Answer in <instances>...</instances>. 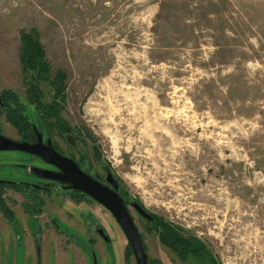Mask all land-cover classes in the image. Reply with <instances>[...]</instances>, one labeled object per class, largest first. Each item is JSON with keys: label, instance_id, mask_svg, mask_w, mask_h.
I'll return each mask as SVG.
<instances>
[{"label": "rangeland", "instance_id": "rangeland-1", "mask_svg": "<svg viewBox=\"0 0 264 264\" xmlns=\"http://www.w3.org/2000/svg\"><path fill=\"white\" fill-rule=\"evenodd\" d=\"M22 33L42 50V77L21 62ZM3 90L44 139L102 182L106 171L117 176L130 198L197 238L217 264H264V0H0ZM0 132L21 139L3 112ZM35 168L50 169L0 152V181L41 188L40 264H126L111 214ZM5 193L22 238L19 246L15 222L0 213V264H37L25 199ZM130 212L150 258L196 264Z\"/></svg>", "mask_w": 264, "mask_h": 264}, {"label": "trees", "instance_id": "trees-1", "mask_svg": "<svg viewBox=\"0 0 264 264\" xmlns=\"http://www.w3.org/2000/svg\"><path fill=\"white\" fill-rule=\"evenodd\" d=\"M21 46H22V56L21 62L23 66L27 64L30 67L35 66L38 71L40 77L43 76L47 72V66L43 63L42 60V50L37 43V40L34 38L33 35L30 33H22L21 34ZM28 94L30 97H33L31 87H29ZM30 100H32L30 98ZM0 113L3 112L7 117L8 121L11 122L12 126L18 129V133L21 137V140H27L31 138L32 131H31V122L28 117L23 115V109L18 103V99L10 90H3L0 92ZM33 101V100H32ZM34 102V101H33ZM37 103V102H35ZM2 116V115H1ZM61 124H63L61 122ZM63 126V125H62ZM66 129V128H65ZM64 132V131H63ZM115 178L116 183L119 186V196L124 201L125 205H131L132 203H137L148 215L151 217V221H147L151 227L153 228L154 232L156 233L159 242L167 247L168 249L175 252L182 260H185L187 256L193 257L197 262L196 264H217L214 257L211 255L209 251L206 250L204 245L195 237L185 236L181 230H178L173 225L165 221L162 217L149 213L143 206V204L138 199H132L128 195L127 191L122 189L121 187V180L113 175ZM6 190H10L13 192H18L21 196L25 199L21 203L24 212L29 216L30 224H31V236L34 243V250H35V258L36 263L40 264V245H39V233L41 231L38 221L36 217L38 214L42 213L41 207L44 206V203L41 197L38 195L37 190L39 188H27L22 189L20 185L15 182L9 181H0V213L3 217L7 218L10 223H14V214L7 206V201L3 198ZM28 192H27V191ZM48 193V191H44ZM72 199L76 201L85 200L86 197L84 194L80 192L71 191L68 193ZM14 205V201L10 200ZM81 203V202H76ZM13 231L16 234L18 245L21 243V235L22 232L19 228V225L15 222L13 224ZM51 225L53 226L54 230H57L59 233L64 235H68V230L61 225L56 219L51 220ZM142 238V236H141ZM18 246V247H19ZM144 247V252L146 253V247ZM130 256H133V253L127 245L125 249V257L124 261L126 264L129 263ZM146 264H162L160 261L156 259H151L147 257Z\"/></svg>", "mask_w": 264, "mask_h": 264}, {"label": "water", "instance_id": "water-1", "mask_svg": "<svg viewBox=\"0 0 264 264\" xmlns=\"http://www.w3.org/2000/svg\"><path fill=\"white\" fill-rule=\"evenodd\" d=\"M0 151H18L40 158L43 162L52 165L59 172H42V177L49 181L65 184L71 191L80 192L88 196L97 204L105 208L113 217L123 232L136 264H146L147 255L144 252L143 243L138 229L133 220L128 206L119 196V188L114 177L106 173L103 185L80 168L69 158L60 156L51 146L42 143L40 136L35 144L19 143L0 135ZM132 209L143 219L151 221L148 215L137 203L130 205Z\"/></svg>", "mask_w": 264, "mask_h": 264}, {"label": "flooded vegetation", "instance_id": "flooded-vegetation-1", "mask_svg": "<svg viewBox=\"0 0 264 264\" xmlns=\"http://www.w3.org/2000/svg\"><path fill=\"white\" fill-rule=\"evenodd\" d=\"M0 105H1V101H0ZM30 122H31V131H32V135H31V138L30 139H27V140H24V141H22L21 139H19V140H13V139H11V140H13V141H16V142H19V143H28V144H35V143H37V141H38V136H40V138H41V140H42V143L44 144V145H47V142L49 141L50 142V144H51V146H52V148L60 155V156H63V157H66V158H69V159H71L72 161H74L75 162V164L80 168V170L81 171H83L84 173H86V174H88L90 177H92L93 179H95V180H97L98 182H100L101 184H103V185H106L105 184V179H104V182H102L99 178H97L96 176H92L91 174H89V172H87V171H85V169H83L82 167H81V165H79L80 163L78 162V160H76L74 157H72L70 154H66V153H64V152H61V151H59L58 150V148H56L55 147V145L51 142V140L50 139H48V138H43V136H42V133L40 132V130L39 129H37L36 128V126L32 123V121L30 120ZM64 131V132H63ZM0 135L1 136H5V135H3V132H0ZM19 135V134H18ZM61 136H62V139H63V141H64V143H65V146H66V148H70V147H73L74 145H75V139L73 138V136L71 135V132L70 131H65V129H63L62 128V133H61ZM6 137V136H5ZM10 139V138H9ZM1 152V151H0ZM11 152H17V153H22V152H18V151H11ZM23 154H26V155H29V157H32V158H34V159H36V160H38L39 162H41V163H43V164H45V165H47L48 167H50V169H33L32 170V172H33V174L34 175H37V177L38 178H40V179H42V180H44V181H47V182H50V184H52V183H55V184H57V186H59V187H62V188H64V189H67L69 192H71V190H69L68 188H67V186L65 185V184H60V183H57V182H54V181H49V180H46V179H44L43 177H42V172L43 171H47V172H59L55 167H53L52 165H49V164H47V163H45V162H43L40 158H38V157H36V156H33V155H30V154H27V153H23ZM106 173H110L112 176H113V174L110 172V171H106ZM106 173H105V175H106ZM105 175H104V177H105ZM114 177V176H113ZM115 179V178H114ZM11 182H14V181H11ZM33 188H39V189H41L40 188V186H32ZM118 188H119V186H118ZM44 190H49V188H44ZM119 190V189H118ZM20 194V193H19ZM83 194V193H82ZM21 195V194H20ZM85 195V194H84ZM85 197H86V199H90L88 196H86L85 195ZM6 201H7V203L9 202V200H7L6 198H5V194H4V197H3ZM121 198V197H120ZM90 200H92V199H90ZM86 201V200H85ZM93 201V200H92ZM95 202V201H94ZM125 204V203H124ZM133 204V203H132ZM126 206H128L129 207V209H132L131 207H130V205H126ZM134 210V209H133ZM135 211V210H134ZM131 213V212H130ZM135 213H136V211H135ZM137 214V213H136ZM138 215V214H137ZM139 216V215H138ZM133 217V216H132ZM141 218V217H140ZM143 219V218H142ZM133 220H134V218H133ZM145 220V219H144ZM148 221V220H147ZM135 222V221H134ZM136 225V224H135ZM139 232V231H138ZM100 233H101V235H103V237H104V239H106L105 237V234H104V232H101L100 231ZM140 234V233H139ZM140 237H141V234H140ZM141 240H142V243H143V246H144V242H143V238H141ZM158 241H159V239H158ZM161 244V243H160ZM146 247V246H145ZM144 248V247H143ZM175 253V252H174ZM176 254V253H175ZM146 255H147V257L148 258H150L149 256H148V254H147V251H146ZM177 255V254H176ZM179 256V255H178ZM134 258V257H133ZM180 258V257H179ZM151 259H154V258H151ZM156 260H158V259H156ZM159 261V260H158ZM181 261H183L182 259H181ZM134 262H135V260H134ZM161 262V261H160ZM162 263V262H161ZM136 264V263H135ZM163 264V263H162Z\"/></svg>", "mask_w": 264, "mask_h": 264}]
</instances>
